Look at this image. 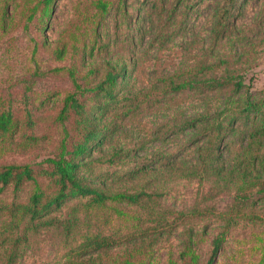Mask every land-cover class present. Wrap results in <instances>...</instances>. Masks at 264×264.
<instances>
[{
    "label": "trees",
    "instance_id": "trees-1",
    "mask_svg": "<svg viewBox=\"0 0 264 264\" xmlns=\"http://www.w3.org/2000/svg\"><path fill=\"white\" fill-rule=\"evenodd\" d=\"M57 1L0 0V37L39 30L18 89L0 94V264H22L42 233L55 249L32 264H157L159 252L165 264H213L233 229L264 226V89L246 83L264 52V10L243 21L264 0H210V43H183L191 56L177 63L163 58L165 30L177 18L180 30L195 0H147L136 17L126 0H71L70 43L46 44ZM147 24L155 35L141 43ZM47 50L61 67L41 68ZM48 71L69 88L40 109L32 84ZM44 144L31 160L4 158ZM181 180L206 187L201 206L162 202ZM219 195L230 198L222 209L208 204Z\"/></svg>",
    "mask_w": 264,
    "mask_h": 264
},
{
    "label": "rangeland",
    "instance_id": "rangeland-1",
    "mask_svg": "<svg viewBox=\"0 0 264 264\" xmlns=\"http://www.w3.org/2000/svg\"><path fill=\"white\" fill-rule=\"evenodd\" d=\"M147 0H142V3L134 0H126L128 11L134 13V16L142 13V8ZM210 0H195L193 10L188 14L187 18L181 23V29L173 31V26L176 27L181 20L177 18L173 25L165 32V43L168 44V49L164 52L163 58L166 60L173 59L174 63L179 62L181 57L189 58V55H183L181 46L183 43H196L198 46L205 48L210 43L211 24L209 7ZM71 0H58L55 2L54 8L48 22L39 37L46 44L52 43H70L67 41V27L68 22L72 16ZM264 10L263 4H251L247 9L246 16L243 21L246 24H253L256 15L260 10ZM172 22V21H171ZM111 24V23H110ZM148 25V24H147ZM31 27V26H30ZM120 37H123L126 28L125 24L121 22L118 28ZM157 31V30H156ZM155 30L148 25L146 28V36L141 43H150L154 38ZM39 35L38 28L35 30L32 27L29 32L13 31L4 37H0V94L13 92L18 89V86H13L16 75L23 69L27 62L30 47L32 42L30 37L32 35ZM153 43H157L154 41ZM197 46V47H198ZM150 58L156 56L155 53H150ZM193 57H202V53H194ZM192 57V58H193ZM37 63L41 68L61 67L63 62H57L53 59L49 51H39L35 55ZM247 82L253 91L264 89V52L261 53L256 61V64L247 71ZM130 81V79H129ZM69 88V81L62 74L61 71H48L41 77H38L32 84V91L36 97V103L40 109L49 106L53 93H58L62 96ZM50 99H52L50 101ZM42 103V104H41ZM48 104V105H47ZM49 144H44L35 150L26 154H20L16 151L10 152L4 156L7 161L22 162L26 159H32L36 155H43L49 151ZM39 158H36L38 160ZM206 187L199 185L195 181H177L167 185L162 197V202L174 207L175 209H188L191 206L199 204L200 197ZM230 198L228 196H217L212 202L208 204L213 205L216 209H222ZM73 203V202H72ZM71 204V203H70ZM69 205V204H68ZM213 233L206 235L205 242L200 245L199 253L203 262L206 261L210 252V239ZM55 237L49 234L42 233L37 239L31 243V246L25 250L22 264H32L50 256L55 249ZM166 257L162 252L158 253L157 264H165ZM213 264H264V226L260 227H244L238 226L232 230L225 238L221 248L213 262Z\"/></svg>",
    "mask_w": 264,
    "mask_h": 264
}]
</instances>
